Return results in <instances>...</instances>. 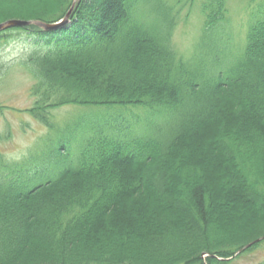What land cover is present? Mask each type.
Listing matches in <instances>:
<instances>
[{"label": "trees", "instance_id": "16d2710c", "mask_svg": "<svg viewBox=\"0 0 264 264\" xmlns=\"http://www.w3.org/2000/svg\"><path fill=\"white\" fill-rule=\"evenodd\" d=\"M72 3L0 8L55 23ZM180 3L78 0L62 27L1 31L30 38L29 112L49 131L51 110L71 104L143 106L158 119L145 130L110 119L54 171L48 152L34 166L36 154L0 159V264H230L264 242V17L233 50L227 30L211 38L226 29L227 0H209L186 57L173 42ZM63 143L47 147L60 160Z\"/></svg>", "mask_w": 264, "mask_h": 264}, {"label": "rangeland", "instance_id": "374dc122", "mask_svg": "<svg viewBox=\"0 0 264 264\" xmlns=\"http://www.w3.org/2000/svg\"><path fill=\"white\" fill-rule=\"evenodd\" d=\"M32 1L38 4L49 0ZM174 1L179 2V0ZM208 1L180 0V17L173 37L179 54L189 57L200 44L206 19L202 9ZM226 8V16L229 19L225 25L226 29H219L211 38L216 39L218 35L221 41L227 30L230 48L240 49L246 44L251 23L264 17V0H227ZM0 10V23L9 19H21L15 17L17 15L3 16L2 8ZM8 33L11 34L8 36ZM25 34L24 30L0 34V159L7 164L21 163L31 154H36L37 160L28 165L34 166L37 164L35 162L42 163L41 160L46 157L44 153L48 152L49 159L44 166H51L54 171L61 162L76 160L86 140L92 135L91 130L96 126H104L110 119L121 118L126 126L131 128L137 126L144 130L149 127V122L156 123L157 110H146L147 107L143 106L71 104L51 110V121L55 128L49 131L48 127L32 117L29 112L35 104V97L30 92L35 80L20 64V57L25 52L30 39ZM61 140L69 149L70 156L62 160L59 159V150L54 152V147L52 150L47 148L51 142L58 145ZM45 174L46 176H43ZM43 175L38 179L41 182L52 177L54 172L45 170ZM263 260L264 242L230 264H259Z\"/></svg>", "mask_w": 264, "mask_h": 264}, {"label": "water", "instance_id": "95a60500", "mask_svg": "<svg viewBox=\"0 0 264 264\" xmlns=\"http://www.w3.org/2000/svg\"><path fill=\"white\" fill-rule=\"evenodd\" d=\"M77 1L78 0L73 1V4H72L70 10L66 14V16L59 22L47 23V22H43L40 20L9 19V20H6V21L0 23V31L6 30V29H9L12 27L27 26L30 24H36L45 30L57 29L59 27H62L63 25H65L69 21L70 14H71V12H72ZM250 245H251V243L246 245L244 248H246Z\"/></svg>", "mask_w": 264, "mask_h": 264}]
</instances>
